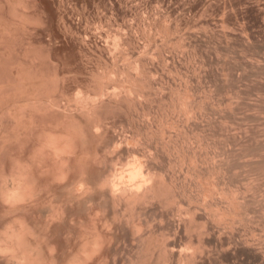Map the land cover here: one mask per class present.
I'll return each mask as SVG.
<instances>
[{
	"label": "bare ground",
	"instance_id": "1",
	"mask_svg": "<svg viewBox=\"0 0 264 264\" xmlns=\"http://www.w3.org/2000/svg\"><path fill=\"white\" fill-rule=\"evenodd\" d=\"M52 1L75 68L62 66L52 36L34 37L47 26L44 5L0 0V264H264V63L250 64L252 86L231 85L230 69H209L210 36L169 40L179 22L151 20L168 41L141 53L132 20L111 42L107 27L78 29L69 0ZM172 45L200 55L202 80L189 73L191 52L164 62ZM133 153L150 183L113 194L114 166Z\"/></svg>",
	"mask_w": 264,
	"mask_h": 264
},
{
	"label": "rangeland",
	"instance_id": "2",
	"mask_svg": "<svg viewBox=\"0 0 264 264\" xmlns=\"http://www.w3.org/2000/svg\"><path fill=\"white\" fill-rule=\"evenodd\" d=\"M39 2H38V5L39 6H42L43 7V5H44V7L46 8V9H48L49 11H46V9L44 10V13L42 14V17H44V20H47L48 19V22H46L45 21V24H47V26H45V28H44V26H43V29H41L40 31H39V33L37 34V35H35L34 37L35 38H44V37H48V36H52V38H54V41L55 42H57L58 43V45H56L57 43H55L54 41H53V44L55 45V49H54V51H55V53H56V55L58 56V58L59 59H61L60 60V62H61V64H62V66L64 67V68H75L77 65H79V60H78V53H77V49H76V47L74 46V44L72 43V41L68 38V37H66L60 30H58L59 29V27L56 25V22H55V18H56V11H55V8H54V5L52 4V0H38ZM70 1V2H69ZM68 2H69V4H68V2H67V5H68V12H74L72 15L74 16V17H76L77 16V18H79V20H77V22L78 23H76V24H78V29H80L81 31H82V29L84 30V29H86V27H87V30L89 29L90 31H97V32H99V33H101V31H102V39H106L107 41L109 40H111V42L113 41L112 39H113V35H116V33L118 32V33H120V31L121 30H123V28H124V30H123V32H126L127 30H128V25H131V22H132V24H133V26H132V28H134V29H132V31H135L136 33H138L137 35H136V33L134 32V34H135V36H136V39H138V35H139V41H138V44H140V46H139V48L141 49V51H140V49L138 50V51H140L141 53H142V51L143 52H146V51H149V52H151V51H153L154 52V50L153 49H155L154 47H155V43H157V44H159V43H161L163 40H164V42L165 41H168L167 39L165 40L164 39V37L165 38H167V35L166 34H162L161 33V31H159L160 33H157V31L155 32L154 30V28L152 27V25L150 26V24L151 23H153V22H158L161 26H164L163 24L165 23V25L167 24H173V23H176L175 21H177V23L179 22V27H180V32H176L174 35L173 34H170L169 36L171 37V39L170 38H168L169 40H172L173 39V37L174 36H176L177 35V33H178V35L179 34H181L182 35V33H184L183 34V36H189V34H192V33H194V34H198V36L197 37H199V38H204V40H205V38L207 39L208 37H206V36H210L207 40H205V42L206 43H209V44H205V45H207V47H206V49L208 48V47H210V48H208V50L206 51V49H205V47H204V49H205V52L208 54V52H209V54H208V56H209V60L211 61L212 59H213V61L212 62H210V64H209V66H210V68L209 69H213V70H216V68L219 70V71H221L222 72V69L221 68H225V67H227V70L228 69H230V72H229V74H230V76L229 77H231V76H234V77H237L238 79H239V77H240V79H239V81L237 82L236 81V79L237 78H235L234 80H233V78L231 79V81H232V83H231V85H237V86H239V87H242V88H244V87H249L250 85L252 86L253 84H252V80H253V78L255 77V75L256 74H254V72L252 71V72H250V64L251 63H253V64H256L254 61H258L259 63H264V56H263V54H264V48H263V50H262V47H263V45H264V42H262V43H260L261 41H264V33H262L263 31H264V22H262V21H264V3H262V1L264 2V0H255V2H256V6L254 5L255 4V2H252V1H254V0H251V2H250V0H127V2H125L126 0H121L123 3V5H122V8H117V7H115L114 6V3H115V1L116 0H86V1H84V0H69ZM73 1H74V4H72L73 3ZM131 1H134V2H131ZM171 1V2H170ZM40 2H42V4L40 3ZM44 2V3H43ZM72 2V3H71ZM83 2V3H82ZM87 4H86V3ZM111 2V3H110ZM40 3V4H39ZM95 3V4H94ZM106 3H107V5H106ZM132 3V5L130 6V4ZM134 3H135V5H134ZM171 3V4H170ZM241 5H240V4ZM245 3V4H244ZM254 3V4H253ZM70 4H71V6H70ZM76 4V5H75ZM82 4H83V6H82ZM112 4V5H111ZM139 4H140V7H139ZM168 4H170L169 6H168ZM233 5L232 7H231V5ZM94 5H96V6H94ZM98 5V6H97ZM137 5V6H136ZM142 5V6H141ZM245 5L247 6V7H245ZM251 5V6H250ZM254 5V6H253ZM75 6H77V7H75ZM87 6V8H86V11H85V7ZM93 6H94V10H93ZM108 8H107V7ZM109 6H110V8H109ZM126 6L128 7V6H130V8L132 7L133 9H131L132 11L134 10L136 13H134V11L132 12V11H129V7L126 9ZM136 6V7H135ZM147 6V7H146ZM74 7V8H73ZM79 7V8H78ZM97 7V8H96ZM106 7V8H105ZM168 7V8H167ZM177 7V8H176ZM238 7V8H237ZM242 7V8H241ZM243 7H244V9H243ZM72 8H73V10H72ZM77 8V9H76ZM126 10H125V9ZM134 8H137L136 10L134 9ZM172 8V9H171ZM227 8H229V11L227 10ZM232 8H234L233 10H232ZM245 8H246V10L247 11H245ZM44 9V8H43ZM74 9H75V11H74ZM89 9H90V11H89ZM98 9V10H97ZM156 9V10H155ZM159 9H161V11L159 10ZM167 9V10H166ZM177 9V10H176ZM180 9V10H179ZM235 9H237V10H235ZM80 10V11H79ZM83 10V11H82ZM159 10V11H158ZM169 10H171V12H169ZM242 10V11H241ZM259 10H260V12H259ZM46 11V12H45ZM78 11L79 12H81L80 14L78 13ZM95 11V12H94ZM127 11V12H126ZM138 11H139V14H138ZM140 11H142V12H140ZM169 13H168V12ZM182 11H184V13L182 12ZM190 11V12H189ZM234 11V12H233ZM85 12V13H84ZM90 12V13H89ZM97 12H99V14L97 15ZM152 12V13H151ZM157 12V13H156ZM159 12H161V13H159ZM178 12V13H177ZM185 12H186V15H185ZM230 12V13H229ZM127 13V14H126ZM131 13H132V15H131ZM158 13H159V15L160 16H158ZM166 13H168L167 15H166ZM170 13H171V16H170ZM180 13V14H179ZM235 13H236V15H237V17H236V15H235ZM242 13V14H241ZM248 13H249V15H248ZM80 16H78V15ZM88 14H89V17H88ZM95 14V15H94ZM103 14V15H102ZM137 14V16H138V18L135 16ZM177 14H179V15H177ZM263 14V15H262ZM46 17H45V16ZM101 17H100V16ZM164 15H165V17H164ZM177 15V16H176ZM189 17H188V16ZM92 16V17H91ZM132 16H135V17H132ZM139 16H141V17H139ZM154 16H155V18H154ZM157 16V17H156ZM83 18V20H81L82 18ZM88 19H86V18ZM98 17H100L99 19H98ZM110 17V18H109ZM131 17V18H130ZM172 17V18H171ZM175 17V18H174ZM177 17V18H176ZM91 20H90V19ZM94 18V19H93ZM95 18H97V20H95ZM101 18H102V20H101ZM109 18V25L110 26H108L107 24H108V19ZM152 18V19H151ZM158 18V19H157ZM236 18V19H235ZM244 20H243V19ZM92 19H93V22H92ZM139 19V20H138ZM168 19V20H167ZM171 19V20H170ZM173 19V20H172ZM177 19V20H176ZM262 19V20H261ZM100 20V21H99ZM106 20V21H105ZM111 20V21H110ZM127 20H128V22L130 23V24H128L127 25ZM130 20H132L131 22H130ZM135 20V21H134ZM153 22H152V21ZM199 20V21H198ZM223 20H224V22H223ZM232 20H234L233 22H232ZM238 20V21H237ZM54 21V22H53ZM83 23H82V22ZM90 23H89V22ZM96 23H95V22ZM98 21V22H97ZM126 22V25H125V22ZM141 21V22H140ZM151 21V22H150ZM161 21H165V22H161ZM168 23H167V22ZM181 21V22H180ZM187 21V22H186ZM240 21V22H239ZM244 21V22H243ZM245 21H247V23L245 22ZM102 22V24H100ZM111 22V23H110ZM124 22V23H123ZM135 22V23H134ZM138 24H137V23ZM208 22V23H207ZM253 22V23H252ZM93 23H95V24H93ZM163 23V24H162ZM187 23V24H186ZM190 23V24H189ZM204 23V24H203ZM224 23V24H223ZM237 23V24H236ZM258 23V24H257ZM80 24H82V25H80ZM93 24V25H92ZM97 24V26H95ZM106 24V25H105ZM134 24H135V27L137 26H140V24H141V26H142V30L140 29L141 27H139V29H137V28H135L134 27ZM188 24H189V26H188ZM204 25V27L203 26H201V25ZM234 24V25H233ZM243 24H245V25H243ZM249 24H250V26H249ZM257 24V25H256ZM89 25V26H88ZM90 25H92V29H90L91 27H90ZM100 25V26H99ZM104 27H103V26ZM121 25H122V27H121ZM198 25V26H197ZM208 27H206V26ZM210 25V26H209ZM229 25H231V26H233V28L234 29H236V30H239V32H240V34H239V32L237 33L234 29H233V31L232 32H236V34H234V33H232V32H230V30H229V32H228V30H227V28H228V26ZM236 25V26H235ZM242 25V26H241ZM82 26V27H81ZM86 26V27H85ZM100 27V30H101V28H105V27H107L106 28V30L104 29H102L101 31L98 29L99 27ZM145 26H147L146 28H145ZM197 26V27H196ZM58 27V28H57ZM81 27V28H80ZM84 27V28H83ZM98 27V28H97ZM152 29H151V28ZM189 27V28H188ZM192 27H193V29L194 30H192ZM236 27H238V28H236ZM253 27H254V29H253ZM259 28V30H255V28ZM53 28V29H52ZM125 28L127 29V30H125ZM199 28V29H198ZM200 28H201V30H200ZM207 28V29H206ZM230 28V27H229ZM98 29V30H97ZM109 29V30H108ZM118 29V30H117ZM121 29V30H120ZM231 29H232V27H231ZM110 30H111V32H110ZM116 30H117V32H116ZM140 30V31H139ZM146 30V33H144L145 35L144 36H141V35H143L142 33V31H145ZM195 30H197V31H195ZM203 30H204V32H203ZM55 31V32H54ZM191 31V32H190ZM193 31V32H192ZM205 31H206V33H205ZM243 31H244V35H245V33H246V31L248 32V36H247V33H246V37L245 36H243L242 34H243ZM250 31V32H249ZM260 31V32H259ZM110 32V34L109 35H111V37H110V39L108 38V37H105V33H109ZM116 32V33H115ZM148 32H150V33H148ZM151 32H152V37L150 36L149 37V35L151 34ZM163 32V31H162ZM190 32V33H189ZM228 32V33H227ZM259 32V33H258ZM40 33L43 35V36H40ZM53 33V34H52ZM122 33V32H121ZM203 33H205V34H203ZM256 33H257V35H256ZM48 34H51V35H48ZM160 34V35H159ZM162 34V35H161ZM194 34H193V36H194ZM199 34H201V35H199ZM214 34V35H213ZM227 34V35H226ZM229 34V35H228ZM166 35V36H165ZM171 35H173V36H171ZM180 35V36H181ZM225 35H226V38H227V36H228V39H226L225 38ZM243 37H242V36ZM263 35V36H262ZM37 36V37H36ZM39 36V37H38ZM147 36V37H146ZM162 36V37H161ZM168 36V37H169ZM183 36H181V37H183ZM185 36V37H186ZM187 36V37H188ZM214 36V37H213ZM229 36L231 37V39H233L232 38V36L234 37L235 36V39H233V40H230V38H229ZM239 36H241V37H239ZM259 36H261V40L260 39H257ZM64 37H66L65 39H64ZM161 39V40H159V38ZM177 37V36H176ZM185 37H183L184 39H185ZM213 37V38H212ZM150 38V39H149ZM242 38V39H241ZM251 40H253V41H250V39ZM58 39H59V41H58ZM144 39H146V40H144ZM187 39V38H186ZM185 39V40H186ZM224 39H226L227 41V43L225 42V40ZM237 39V40H236ZM156 40V41H155ZM174 40V39H173ZM242 42H241V41ZM244 40H245V42H244ZM247 40H249L250 42H251V44H248V46H247V44L246 43H250V42H246ZM255 40H257V41H259L258 43H260V44H258L257 43V41H255ZM202 41H203V39H202ZM208 41V42H207ZM211 43H210V42ZM229 41H231V43L229 42ZM239 41V42H238ZM254 41H255V43H254ZM242 43V45H243V47L244 48H246L245 50H243L242 48V45H241V43ZM243 42H244V44H243ZM252 42H253V45L254 46H256V47H258V48H256V47H254L253 45H252ZM60 43H61V45H60ZM203 43H204V41H203ZM226 43V44H225ZM239 43H240V46H239ZM232 45V48H233V50H230V49H232L231 48V46H229V45ZM177 44H175V46H176ZM205 45H203V46H205ZM224 45H225V48H227L228 50H225V48H224ZM226 45H228V46H226ZM234 45V46H233ZM144 46V47H143ZM175 46H173L172 45V48H171V46H169L172 50H170V48H166V50H164V52H163V54L166 56V59H165V57H164V62L166 63V61H167V63H168V58H169V56L171 55V54H173V53H175V55H176V53L179 55V56H177L178 58H181V56H185V58L186 57H188L189 56V54H190V52H191V54L193 55V56H191V57H189V60H187V62H188V64L189 63H191V64H189V66L188 67H190L189 68V73H191V71L193 72L194 71V69H195V71H196V73H197V71L199 70V66H201V68H200V72L202 71L201 69H203L204 68V66H203V64H199L198 62H200L201 61V59H200V57H198V56H200V55H195V53L193 54V52L191 51V48H189V47H187V46H184V47H186V49L184 48H180V47H176L175 48ZM253 47V49H252V47ZM173 47H174V49H173ZM228 47H230V49L228 48ZM236 47V48H235ZM242 47V48H241ZM248 47H251V49L249 50V48ZM259 47H261V48H259ZM64 48V49H63ZM152 48V49H151ZM143 49V50H142ZM187 49H188V51H187ZM212 49H214V50H212ZM235 49V50H234ZM259 49H261L260 51H262L261 53H260V51L257 53V51L259 50ZM157 50V49H156ZM178 52H177V51ZM183 50H186L187 52H188V54H186L187 52L186 51H184V52H182ZM230 50V51H229ZM169 51H172V53L171 52H169ZM176 51V52H175ZM217 52V54H216V52ZM233 51V52H232ZM235 51V52H234ZM182 52V53H181ZM243 53V54H241V53ZM66 53V54H65ZM152 53V52H151ZM171 53V54H170ZM180 53H181V55H180ZM65 54V55H64ZM183 54V55H182ZM216 54V55H215ZM129 55H131V53H129ZM163 55V56H164ZM169 55V56H168ZM211 55V56H210ZM61 56V57H60ZM198 57L199 58V60H198V58H195V57ZM218 56V57H217ZM242 56V57H241ZM244 56V57H243ZM192 57H194V61H192ZM66 58V59H65ZM212 58V59H211ZM188 59V58H187ZM259 59V60H258ZM249 60V61H248ZM252 62H251V61ZM254 60V61H253ZM260 60H261V62H260ZM190 61H192V62H190ZM257 62V63H258ZM64 63V64H63ZM202 63V62H201ZM224 63H225V65H224ZM258 63V64H259ZM66 64V65H65ZM187 64V65H188ZM230 66V68L228 67V65ZM249 64V66H247ZM191 65H193V66H191ZM262 65V64H261ZM263 66V65H262ZM192 67H194V68H192ZM203 67V68H202ZM197 68H198V70H197ZM207 68H208V66H207ZM190 69H191V71H190ZM196 73H192L193 74V76H192V74L190 75L189 74V76L191 77H193V79H196V77H197V79L198 80H202L201 78H199L201 75H200V73L198 72L197 74ZM251 73H253L254 74V76H253V74L251 75ZM196 74V75H195ZM114 74H112V76H113ZM178 78H180V82H181V79L182 78H185V77H182V76H180V75H176ZM176 76H175V79H176V82L178 83L179 82V79L178 78H176ZM199 76V77H198ZM239 76V77H238ZM189 77V79L188 80H190L191 78ZM195 77V78H194ZM259 78V77H258ZM258 78H257V75H256V78L254 79L255 81L254 82H256L257 80H258ZM194 80V83H196V81H198V80ZM182 80H186V79H182ZM180 82H179V84H180ZM253 82V83H254ZM185 83V82H184ZM183 82H181V85H183L184 84ZM205 83V85H212V82H207V81H205L204 82ZM230 91H228V89L225 91V92H223V95H224V97H227V95L229 94L230 96L229 97H234L235 99H237L236 97V94H235V92H234V89L232 90V89H229ZM233 91V92H232ZM227 92V93H226ZM227 95H226V94ZM235 94V95H234ZM253 94V93H252ZM250 94L249 96H250V98L247 96V98H249L250 100L253 98V95H255L256 96V94ZM234 95V96H233ZM236 96V97H235ZM228 99V98H227ZM230 99H233V98H230ZM254 99V98H253ZM119 130H120V128H118ZM117 129V130H118ZM118 130V131H119ZM125 242H127V243H125ZM127 246H125V245ZM119 246L120 247H125V249H128V248H130L131 246H132V241L130 240V239H128V238H126L125 240H124V242H120V244H119ZM119 261H120V263H119ZM240 262H241V264H250V263H248V262H242V261H238L237 260V262H235V264H240ZM117 264H122V260L121 259H118V261H117ZM227 264H233V263H227Z\"/></svg>",
	"mask_w": 264,
	"mask_h": 264
},
{
	"label": "clouds",
	"instance_id": "3",
	"mask_svg": "<svg viewBox=\"0 0 264 264\" xmlns=\"http://www.w3.org/2000/svg\"><path fill=\"white\" fill-rule=\"evenodd\" d=\"M5 3L14 10V5L11 4V0H5ZM2 6L0 5V7ZM117 147L120 146L117 145ZM114 167L115 171L113 172L110 185L113 194L132 188L139 190L145 184L150 183V180L143 175V165L135 153L129 156L123 164H116ZM7 227L9 231H12L11 225ZM9 238L12 239L13 237Z\"/></svg>",
	"mask_w": 264,
	"mask_h": 264
}]
</instances>
